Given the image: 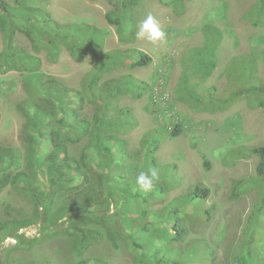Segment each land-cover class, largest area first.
Returning <instances> with one entry per match:
<instances>
[{
  "label": "trees",
  "instance_id": "trees-1",
  "mask_svg": "<svg viewBox=\"0 0 264 264\" xmlns=\"http://www.w3.org/2000/svg\"><path fill=\"white\" fill-rule=\"evenodd\" d=\"M108 1L112 8L105 13L106 21L116 26L122 39L133 35L132 11L140 0ZM169 1L181 5L184 0ZM248 15L254 25H263L264 0ZM0 23L19 29L34 49L30 53L14 46L12 33H5L0 72L22 71L30 96L19 105L25 115L22 156L13 145L0 142V194L12 188L30 200L33 211L1 219L3 238L23 239L25 234L20 229L35 223L39 225L38 235L23 245L31 247L47 232H69L78 239V264H86L88 259L83 254L104 238L101 230L89 225L102 222L114 240H125L127 248L136 253L135 264H212L226 228L224 221H215L216 206L206 204L210 188L197 184L188 193L156 207L180 178L175 179L172 171L158 162L156 154L162 142L158 135L146 133L141 140L143 149H130L125 134L138 125L137 115L129 107L111 104L130 75L106 76L147 65L151 57L136 48L106 50L107 30L82 22L76 36L66 23L57 21L40 6H15L0 0ZM214 32L216 44L219 32ZM63 47L77 61L86 54L95 60L80 88L46 76L41 70V58L34 54L45 49L55 60ZM203 65L207 77L216 62L205 60ZM256 65L254 58L253 67ZM253 67L237 90L223 101L233 99V103L241 95L250 94V106L264 109V80L256 76ZM88 99L95 106L92 116L84 110ZM179 125L178 122L171 135L181 132ZM79 141L84 142L78 150L76 147L77 152H72V145ZM245 153L258 158L255 174L233 180L231 199H237L249 187L258 193L229 260L231 264H264V143L244 146L235 159ZM151 169L157 171L159 181L145 193L136 184V177ZM4 201L0 200V217L12 210ZM114 244L118 246L116 241ZM204 257L208 259L202 262Z\"/></svg>",
  "mask_w": 264,
  "mask_h": 264
},
{
  "label": "rangeland",
  "instance_id": "rangeland-1",
  "mask_svg": "<svg viewBox=\"0 0 264 264\" xmlns=\"http://www.w3.org/2000/svg\"><path fill=\"white\" fill-rule=\"evenodd\" d=\"M6 1L15 6L26 4L47 9L76 36L82 22L105 29L106 50L136 48L151 57L147 65L124 68L106 76L130 75L111 104L129 107L137 115L138 125L125 134L130 149H143L141 140L146 133L158 135L162 141L156 154L158 162L169 168L175 179L180 178L156 207L188 193L197 184L210 188L206 204L216 206L215 221H224L226 228L212 264H231L233 245L240 239V230L258 193L249 187L240 197L231 199L233 180L254 175L258 162L257 156H246L248 153L235 158L244 146L264 143V109L250 106V94L241 95L233 103V99L223 100L248 76L254 58L255 74L264 80V24L254 25L248 15L260 0H184L181 5L169 0H140L132 11L135 33L125 39L119 37L115 25L106 21L105 13L112 8L108 0ZM149 14L166 32L164 43L137 37L140 24ZM215 30L219 32L216 44L212 34ZM5 33H12L14 46L33 53L29 38L19 29L13 30L10 23L6 26L0 23V52L5 45ZM34 54L41 58V70L46 76L58 78L72 88L81 87L82 79L95 63L90 54L77 61L64 47L55 60L45 49ZM205 60L216 62L207 77ZM22 75L19 69L0 72V142L13 145L20 157L24 151L25 115L19 105L30 96ZM94 107L88 99L86 114L92 116ZM178 122L181 132L171 135ZM83 142L72 145V152H77ZM0 200L12 207L0 220L33 211L30 200L12 188L1 192ZM38 226L35 223L21 228L23 239L3 238L1 232L0 264H78L75 252L78 239L69 232L52 235L47 232L31 247L23 245L38 235ZM89 227L101 230L104 238L83 254L88 259L86 264H135L136 253L127 248L125 240H114L104 223ZM207 259L204 257L202 262Z\"/></svg>",
  "mask_w": 264,
  "mask_h": 264
},
{
  "label": "clouds",
  "instance_id": "clouds-1",
  "mask_svg": "<svg viewBox=\"0 0 264 264\" xmlns=\"http://www.w3.org/2000/svg\"><path fill=\"white\" fill-rule=\"evenodd\" d=\"M137 37L146 38L152 43H164L167 34L161 27L159 21L149 14L140 24ZM158 181L159 175L155 169H151L147 172L141 171L136 177V184L139 185V189L145 193L152 191L154 185Z\"/></svg>",
  "mask_w": 264,
  "mask_h": 264
}]
</instances>
